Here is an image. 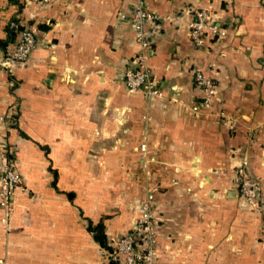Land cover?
I'll return each instance as SVG.
<instances>
[{
  "label": "crops",
  "instance_id": "crops-1",
  "mask_svg": "<svg viewBox=\"0 0 264 264\" xmlns=\"http://www.w3.org/2000/svg\"><path fill=\"white\" fill-rule=\"evenodd\" d=\"M134 2L0 0V40L10 20L37 39L0 73L5 161L22 178L0 206V264H124L87 224L101 220L111 245L153 188L157 264H264V0H145L159 17L144 26L154 97L122 82L140 49ZM196 9L225 32L199 47ZM195 68L215 86L197 112ZM242 159L258 207L233 184Z\"/></svg>",
  "mask_w": 264,
  "mask_h": 264
},
{
  "label": "built area",
  "instance_id": "built-area-1",
  "mask_svg": "<svg viewBox=\"0 0 264 264\" xmlns=\"http://www.w3.org/2000/svg\"><path fill=\"white\" fill-rule=\"evenodd\" d=\"M28 1L46 4L50 0ZM191 15L192 17L187 26L188 36L193 46H201L207 35L218 37L225 33L223 29L214 26L210 22L205 10L196 9ZM158 18L155 13L146 7L145 0H135L128 18L134 40L140 49L134 58V66L125 69L122 82L126 89L140 91L146 97L161 95L147 67L146 49L149 42L144 27L147 21H154ZM18 24L20 30L17 33L15 45L8 52H0V73L10 72L15 64L25 61L37 45L34 31L27 25ZM8 25L13 27L16 26V23L10 21ZM192 74L193 83L201 92L199 101L190 106L193 112H197L200 106L209 107L215 94V86L213 81L199 69H193ZM220 116L229 120L230 125L235 124V119L226 117L223 112H220ZM5 124L6 119L0 113V206L8 208L9 198L14 189L21 185L22 178L5 161V150L3 148V127ZM140 148L144 150V145H141ZM232 181L238 194L247 201L249 206H259L263 185L249 175L248 163L245 159H242L235 167ZM153 190L155 188L145 193L139 202L137 206L138 216L131 230L115 239L110 245L112 248L111 253L118 256L124 264H157V222L153 212Z\"/></svg>",
  "mask_w": 264,
  "mask_h": 264
},
{
  "label": "trees",
  "instance_id": "trees-1",
  "mask_svg": "<svg viewBox=\"0 0 264 264\" xmlns=\"http://www.w3.org/2000/svg\"><path fill=\"white\" fill-rule=\"evenodd\" d=\"M10 21L15 22L16 26L10 27L7 22L5 26L6 36H5V39L0 40V47H2L6 42L13 41L18 31L20 30V26L16 20H10ZM52 185H55V181H52ZM87 230L91 234L93 240L100 247L111 251V247L109 243L107 242L105 234H104V227H103V223L101 220H98L96 223H92L91 221H89L87 224Z\"/></svg>",
  "mask_w": 264,
  "mask_h": 264
}]
</instances>
